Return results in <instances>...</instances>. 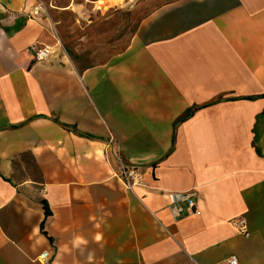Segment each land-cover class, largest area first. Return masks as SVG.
<instances>
[{
	"label": "crops",
	"instance_id": "obj_1",
	"mask_svg": "<svg viewBox=\"0 0 264 264\" xmlns=\"http://www.w3.org/2000/svg\"><path fill=\"white\" fill-rule=\"evenodd\" d=\"M36 7L0 0V264H264V0H166L87 65Z\"/></svg>",
	"mask_w": 264,
	"mask_h": 264
},
{
	"label": "rangeland",
	"instance_id": "obj_2",
	"mask_svg": "<svg viewBox=\"0 0 264 264\" xmlns=\"http://www.w3.org/2000/svg\"><path fill=\"white\" fill-rule=\"evenodd\" d=\"M35 1L58 23V37L64 48L77 63L87 65L95 51H109L110 44L134 34L142 17L166 0ZM116 49H120L119 44Z\"/></svg>",
	"mask_w": 264,
	"mask_h": 264
},
{
	"label": "built area",
	"instance_id": "obj_3",
	"mask_svg": "<svg viewBox=\"0 0 264 264\" xmlns=\"http://www.w3.org/2000/svg\"><path fill=\"white\" fill-rule=\"evenodd\" d=\"M37 11H45V8L41 3L37 4ZM30 53L32 54L33 60L35 62H42L47 60L50 57V50L48 48H36L32 47L30 49ZM116 160L118 162L117 166V176L124 182L128 190H133L136 185H139L142 178L141 173L137 168L126 165V163L122 160L119 152L116 153ZM165 197L168 201L167 208L170 211V214L174 220H179L185 214L192 215H200L201 211L198 209L197 201L195 199V194L192 192H180L173 193L169 192L165 194ZM234 224L237 225L240 234H244V236L248 237V231L246 226V221L236 220ZM44 261H51L52 255L49 252H43L41 257ZM231 264H237L236 257H232Z\"/></svg>",
	"mask_w": 264,
	"mask_h": 264
},
{
	"label": "bare ground",
	"instance_id": "obj_4",
	"mask_svg": "<svg viewBox=\"0 0 264 264\" xmlns=\"http://www.w3.org/2000/svg\"><path fill=\"white\" fill-rule=\"evenodd\" d=\"M98 4L102 5V4H105V3H103V2H101V1H99V2H98Z\"/></svg>",
	"mask_w": 264,
	"mask_h": 264
},
{
	"label": "trees",
	"instance_id": "obj_5",
	"mask_svg": "<svg viewBox=\"0 0 264 264\" xmlns=\"http://www.w3.org/2000/svg\"><path fill=\"white\" fill-rule=\"evenodd\" d=\"M47 207V206H46Z\"/></svg>",
	"mask_w": 264,
	"mask_h": 264
}]
</instances>
